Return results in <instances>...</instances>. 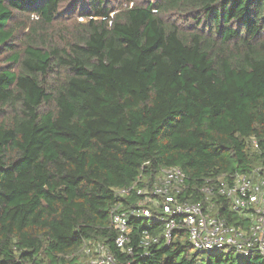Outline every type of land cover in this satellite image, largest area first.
<instances>
[{"label":"trees","instance_id":"16d2710c","mask_svg":"<svg viewBox=\"0 0 264 264\" xmlns=\"http://www.w3.org/2000/svg\"><path fill=\"white\" fill-rule=\"evenodd\" d=\"M64 2L0 0V264H81L85 245L122 264H264L204 258L185 231L166 245L155 220H130L129 255L111 217L135 208L116 192L140 176L178 167L197 201L264 165V0H77L83 20L56 29ZM15 14L39 18L18 50Z\"/></svg>","mask_w":264,"mask_h":264},{"label":"built area","instance_id":"2783aa9c","mask_svg":"<svg viewBox=\"0 0 264 264\" xmlns=\"http://www.w3.org/2000/svg\"><path fill=\"white\" fill-rule=\"evenodd\" d=\"M252 146L259 144L252 139ZM142 176L129 187L116 192L118 200L137 195L135 208L121 211L120 205L111 211L112 223L120 232L116 240L118 248L129 255L133 253L128 232L130 220L161 221L164 223L165 244L170 245L175 231H185L190 248L199 254H226L233 252L242 257L257 254L264 258V165L249 173H233L210 179L198 189L197 201L181 200L186 190V174L178 167L163 169L153 183ZM239 218L249 219L248 226L229 224L217 215L218 201ZM156 209V210H155ZM148 232L140 245L147 249L158 238ZM83 253L89 264H122L103 245L95 251L87 245Z\"/></svg>","mask_w":264,"mask_h":264},{"label":"rangeland","instance_id":"374dc122","mask_svg":"<svg viewBox=\"0 0 264 264\" xmlns=\"http://www.w3.org/2000/svg\"><path fill=\"white\" fill-rule=\"evenodd\" d=\"M76 1L77 0H65L62 6V17H60L55 24V28H61V27H71V25L74 23V21L77 19L78 21H82L83 18H79V9L80 5L76 7ZM112 3H117V6L119 4V0H111ZM121 4V3H120ZM39 21V18L28 16L26 14H15L14 21L12 25L18 30V40L16 41V44L18 45L16 49H20L21 44L25 41V35L27 33L26 26L35 25ZM5 57L0 58V67L8 65L5 64ZM204 258L207 257V254H202ZM79 262L81 264H89V259L84 256L83 253L79 255Z\"/></svg>","mask_w":264,"mask_h":264}]
</instances>
